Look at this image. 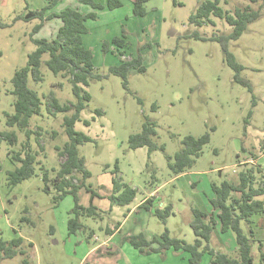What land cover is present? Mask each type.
Segmentation results:
<instances>
[{
	"label": "rangeland",
	"instance_id": "rangeland-1",
	"mask_svg": "<svg viewBox=\"0 0 264 264\" xmlns=\"http://www.w3.org/2000/svg\"><path fill=\"white\" fill-rule=\"evenodd\" d=\"M96 1L106 5V0ZM122 1V8L105 9L99 12L98 20L87 22L89 33L84 43L93 53L95 74L99 76L84 88L91 100L75 125L76 131L93 140L79 147L92 175L87 185L111 194L112 172L118 170L121 181L136 190L133 205L157 190V207L163 210L171 206L173 214L165 223L149 215L146 228L157 235L167 229L171 237L194 244L196 238L190 225L193 210L212 214L213 185L238 184L245 166H258L263 173L257 175L256 183L264 181V16L249 25L240 39L229 43V51L243 67L239 76L250 85L246 86L236 81V73L225 61L220 43L211 40L230 34L232 27L214 16L201 26L190 23L201 0H148L146 14L141 17L134 16L133 0ZM45 4L46 0H0V133H17L18 137L16 145L5 138L0 140V240L24 239L31 264H81L84 259L86 264H190L186 254L169 260L155 254L135 260L123 249L86 256L105 240L108 228L124 220L133 205H114V211L101 218H82L86 233L93 234L89 240L83 232L69 235L74 198L67 195L57 201L54 191L46 192L43 172L49 171L52 177L53 169L57 170L66 159L59 157L56 149L68 141L63 122L71 115H51L47 104L53 97L62 105L76 99L69 79L55 75L45 64L41 66L42 81L36 82L32 76L28 80L29 87L37 91L44 103L42 115L31 122L32 130L40 134L32 135L30 140L38 156L35 174L15 187L9 185L8 173L16 169L10 152L19 150L26 141L18 128L6 124L7 114H14L12 79L36 50L34 40L53 39L58 22L51 20L52 29L46 26L35 34L34 28L40 21L18 17ZM262 4L264 0H229L227 4L223 1L221 7L232 12L237 8L258 10ZM173 31L174 35H170ZM196 31L206 40L191 36ZM115 38L126 41L123 58L119 55L120 46L113 43ZM107 42L108 51L104 48ZM140 49L145 72L131 70L125 88L122 78L111 74L110 68L119 65L121 59L134 58ZM48 57L45 55L43 60ZM97 110L102 114L98 115ZM145 119L156 125L153 140L165 151L149 153L146 147L129 148V137L142 132ZM85 121L91 124L86 126ZM206 133L210 141L192 169L173 175L168 167L169 158L174 159L182 140ZM233 196L239 197L237 193ZM79 197L81 204H89L90 196L85 190ZM106 205L104 202L103 206ZM137 216L139 225H143L146 219L141 214ZM255 231L256 240L264 241V217L257 220ZM28 243L33 248L27 247ZM211 246L214 248L213 243ZM259 247L256 243L253 248L255 264L260 260ZM226 251L235 253L232 248ZM24 258L21 254L13 259L0 258V264H22ZM210 262V255L205 254L200 264Z\"/></svg>",
	"mask_w": 264,
	"mask_h": 264
},
{
	"label": "trees",
	"instance_id": "trees-1",
	"mask_svg": "<svg viewBox=\"0 0 264 264\" xmlns=\"http://www.w3.org/2000/svg\"><path fill=\"white\" fill-rule=\"evenodd\" d=\"M62 1L46 0L43 8L29 10L24 16L18 17V19H24L25 21L39 20L40 23L34 28L35 34L45 26L46 22L56 18L61 20L62 25L53 39L34 40L37 46L36 50L29 55L26 66L16 71L12 79V94L15 97L14 114H7L6 124L11 128H18L24 134L26 141L19 150L10 152V160L16 166V169L8 173V183L11 187H15L35 174L38 156L36 152H33L30 140L32 135L39 136L40 134L32 130L31 122L34 117L42 115L44 103L37 91L29 87L28 80L32 76L36 82L42 81L41 66L45 64L55 75L69 79L76 100L71 104L62 105L57 98L53 97L51 102L47 104V111L51 115L57 113H70L71 115L66 116L63 122L68 141L63 147L56 149L59 157L66 159L57 170L53 169L54 175L52 177H50L49 171L43 172L44 190L48 193L54 191L57 201L64 199L67 195L73 196L74 208L68 220L69 235L83 232L89 240L93 234L86 233L87 226L82 223L81 219L101 218L104 212L93 205L92 201L101 197L91 186L87 185V181L92 175L86 168L85 160L80 156L79 151L80 146L93 140L83 132H78L75 129L76 123L81 120L82 111L91 100L90 94L84 88L88 87L92 80L99 77L95 74L93 53L84 45L83 35L89 33L87 22L97 20V11L121 8L123 2L122 0H106L105 5L95 0H77L81 4L90 6L93 12L84 14L72 7H67L61 12H54V9ZM147 1L135 0L133 7L135 17L146 14L145 4ZM223 1L227 4L229 0H201L195 13L190 17V23L201 26L205 21H211V17L214 16L225 20L232 27L230 34L214 36L211 40L220 43L225 61L236 73V81L250 86L239 76L243 67L237 63L229 51V43L240 39L249 25L264 16V4L258 10L237 8L230 12L221 7ZM246 1L256 3L258 0ZM191 36L206 40L197 31ZM113 43L120 46L119 55L121 58L125 57L126 41L122 38H115ZM104 48L107 51L109 50L110 45L108 42L104 44ZM45 55L49 56L46 61L43 60ZM131 70L140 73L145 72L141 49L134 58L121 59L119 65L110 68V73L121 77L124 87L127 88L128 75ZM96 113L98 115L102 114L99 110ZM84 123L86 126L91 124L89 121ZM156 135V125L149 119H145L142 132L129 137V148L137 150L146 147L149 149V153L159 149L165 151L164 146H159L154 142L153 138ZM1 138L8 139L11 145H16L18 141L17 133H0V140ZM36 140L38 141V138ZM209 141V133L199 138L191 135L186 136L182 140V147L176 153L174 159L169 158L168 167L171 173L179 176L192 169ZM247 167L245 166L243 172L239 174V184L224 182L220 187L213 185L215 198L211 200L212 214H206L198 209L193 210L190 225L196 238L194 244L171 237L167 229L159 238L152 241H147L142 235H132L125 237L123 242H128L144 255L160 254L165 257L169 251L185 253L189 256L190 264H200L205 254L210 255V264H255L253 248L258 240H256L257 236L252 219L264 213V201L261 199L264 196V181L261 184L256 183L257 175L263 173L258 166L257 169ZM112 174L113 189L112 195L109 197L111 203L117 206L132 204L136 198V190L121 181L118 170H115ZM262 179H264V175H262ZM82 189L90 193L91 204L88 207L83 206L80 202L79 193ZM234 193H237L239 197L233 196ZM142 206L163 223L173 214L171 206L162 210L155 206V202L151 198L145 201ZM208 217L210 220L207 222ZM243 224L248 227V231H246ZM217 225L220 226L222 234L230 233L232 235L236 245L234 254L218 252L211 246L212 233ZM117 228L118 225L114 229H107L106 235H111ZM24 244L25 240L22 238H16L12 241L0 240V258L13 259L21 254L25 256L22 264H31L28 257H26L27 253L24 249L26 246ZM27 247L33 248V245L28 243ZM259 252V264H264V252L262 249H259Z\"/></svg>",
	"mask_w": 264,
	"mask_h": 264
},
{
	"label": "crops",
	"instance_id": "crops-1",
	"mask_svg": "<svg viewBox=\"0 0 264 264\" xmlns=\"http://www.w3.org/2000/svg\"><path fill=\"white\" fill-rule=\"evenodd\" d=\"M132 2H133V7H134L135 0H133ZM82 5H84V4L79 3L77 0H63L54 9V12H61L62 10H64L67 7L75 8V9L79 10L80 12H82L84 14H88L90 12H93V9L90 6H88V5H85V6H88L90 8H87V9L83 10ZM104 10H100V11H104ZM100 11H97L96 12L97 15H98L97 20L99 19V12ZM54 20H58V22L56 23L57 24L56 28L57 27L60 28L61 25H62L61 20L58 19V18H56ZM93 21H95V20H93ZM50 23H51V21L46 22L45 23V26L40 30V32H42V30H44L46 26L49 28V30L52 29V28L49 27L50 26ZM56 28L53 29V30H55V32L53 33L52 36L56 35V33L58 31L57 30L58 28L57 29ZM87 34H84L83 35V40L84 41H85V36ZM84 45H85V43H84ZM243 163L244 162H240V164H243ZM112 179H113V174H112ZM233 184L237 185V183H233ZM112 189H113V183L111 181V187H110L111 192H112ZM83 190H85V189H82L81 191H83ZM96 192L100 195L101 198H95L92 201L93 202V205H95L96 207H98V209L100 211H103L104 212L103 215H105L108 212H113L114 209H115V206L111 203L110 198H109L112 193L111 194H104V193H101L99 191H96ZM156 193H157V190L151 192L148 196L144 197L137 204H135V205L130 204V205H133L131 207L128 205L127 207H130V208L127 211V214L125 215L124 220L122 222H119L118 224H116V225H118V228L115 230V232L112 233L111 235H106L105 240L102 243H100L99 245H97L93 250L89 251L86 254V256L89 253L90 254L91 253L93 254V253H97V252H100L101 255L110 254V253H113V250H116V251L121 252L122 249H123V250H127L130 255L134 256L135 257V260H137V259L144 260L143 259L144 258V254H141L139 252V250L135 249L133 246H131L130 248H128V245L125 242H123V240H124L125 237H129V236H132V235L133 236L142 235V236H144V238L147 241H152L155 238H159L160 237V235H157L155 232H152L148 228H146L145 223L148 221L147 218L149 217V215L151 216L152 213L150 211H148L147 209H145L142 206L145 203V201H147L150 198L153 199V201L155 202V206H157L159 197H157ZM87 194H89V196H90V193L89 192H87ZM261 199L264 201V196ZM135 200H136V198H135ZM104 202H107V205L106 206H103ZM90 204H91V197H89V204L88 205H84V204H82V205L85 206V207H88V206H90ZM212 213H213V211H212ZM137 214H141L142 219H144V220L146 219L143 225H139L141 222H140L139 217L137 216ZM207 214L210 215V213H207ZM262 217H264V213L262 215L253 217L252 220H253V227H254V229L256 228L257 220L259 218H262ZM209 220H210V218L208 217L206 219V221L208 222ZM114 227L108 228V229H114ZM211 243H213L214 249L216 251H218V252H221V253H227V251H226L227 248H229V249L232 248V249L236 250V245H235V242H234V239H233L232 235L230 233L222 234L220 232V226L219 225H217V227L215 228V230L212 233ZM256 243H259V246H261L258 249H262V251L264 252V241L258 240V242H256ZM104 247H106L105 248V249H107L106 251L103 250ZM184 254L185 253H180V252L177 253V252L169 251V252H167L165 258L169 260V258H171V257H174L175 258V257H177L179 255H184ZM149 255H153V254H149ZM155 255H158L159 256L160 254H155ZM152 257L153 256H151V258ZM187 258H188V261H189V256ZM84 260H83V262L81 264H86L87 263ZM255 262H256V259H255ZM165 264H170V263L167 262Z\"/></svg>",
	"mask_w": 264,
	"mask_h": 264
},
{
	"label": "water",
	"instance_id": "water-1",
	"mask_svg": "<svg viewBox=\"0 0 264 264\" xmlns=\"http://www.w3.org/2000/svg\"><path fill=\"white\" fill-rule=\"evenodd\" d=\"M170 35H174V31L173 32H170Z\"/></svg>",
	"mask_w": 264,
	"mask_h": 264
}]
</instances>
